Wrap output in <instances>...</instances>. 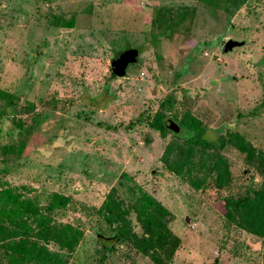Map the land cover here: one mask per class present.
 I'll return each mask as SVG.
<instances>
[{"label":"rangeland","instance_id":"1","mask_svg":"<svg viewBox=\"0 0 264 264\" xmlns=\"http://www.w3.org/2000/svg\"><path fill=\"white\" fill-rule=\"evenodd\" d=\"M229 42L239 45L223 53ZM130 50L138 63L112 77L114 56ZM0 90L15 105L0 117V194L70 198L54 212L83 233L62 251L67 264H156L128 241L106 240L123 223L102 208L112 189L142 234L123 173L167 210L180 238L171 264H264V223L255 234L250 216L225 214L264 187V0H0ZM168 97L169 120H198L213 143L195 158L205 163L193 182L165 167L171 135L147 123ZM18 138L23 154L5 155ZM5 202L0 246L34 240L19 220L16 230L3 224Z\"/></svg>","mask_w":264,"mask_h":264},{"label":"trees","instance_id":"2","mask_svg":"<svg viewBox=\"0 0 264 264\" xmlns=\"http://www.w3.org/2000/svg\"><path fill=\"white\" fill-rule=\"evenodd\" d=\"M198 2L206 7H211L213 4V0H198ZM181 9L184 14L188 13V7L182 6ZM60 23L70 26L71 20L60 19ZM112 77L116 76L112 74ZM5 98L8 96L0 90V117L3 114L6 115L9 110H13L15 106L11 99ZM172 101L168 97L153 119L147 123L152 130L158 131L162 136L171 135V140L165 147L161 158L165 167L177 176L193 182L196 177L194 167L198 164L204 166L205 163L203 159L199 163L195 162V158L201 154L204 155V151L210 148L213 143L206 138L208 128L194 118L181 119L176 115L172 117L177 122L179 129L184 130L185 136L167 128L166 124L171 121L167 115V109L172 105ZM12 131L11 138L14 136V131ZM25 146L23 139L18 138V144L14 143L12 146H5L2 149H4L5 155L17 158L23 154ZM261 170L264 176V167ZM122 178L129 181L132 191L136 192L130 208L136 215L142 234L141 236L135 234L130 228L128 220L125 219L126 217L120 216L121 209L116 201V190L112 189L106 196L102 208L114 215L115 218L122 219L123 223L114 231L113 236L106 240L128 241L137 250L148 255L156 264H171L174 254L179 248L180 238L167 226L165 221L167 210L150 194L142 191L127 174L123 173ZM7 196L9 202L3 203L1 212V215L7 219L2 220L3 224L8 221L11 225L19 220L24 233L27 234L28 231L32 233L34 240L25 239L24 241V238H21L18 242L0 246V264H67L66 255L62 254V251L73 252L80 243L83 233L70 224H58L54 219V212L67 208L71 202L70 198L61 194H53L50 200L43 205L11 192L0 194V198H7ZM238 211L253 219L255 223L251 232L259 234L264 223V187L252 190L242 199L233 201L232 207L225 211L226 217L234 216ZM11 227L13 226L11 225ZM13 230L16 228L13 227ZM14 233L4 235V239L14 236ZM50 243L55 244L59 251L49 249L47 245Z\"/></svg>","mask_w":264,"mask_h":264},{"label":"water","instance_id":"3","mask_svg":"<svg viewBox=\"0 0 264 264\" xmlns=\"http://www.w3.org/2000/svg\"><path fill=\"white\" fill-rule=\"evenodd\" d=\"M239 44L236 42H229L223 48V53H226L232 50L234 47ZM139 52L137 50H130L126 52L117 53L111 62V72L114 76L118 78H123L126 75V70L129 66H132L138 62ZM169 130L174 132H178L179 128L177 124L172 121H168L166 124ZM188 218H186V222H188Z\"/></svg>","mask_w":264,"mask_h":264}]
</instances>
